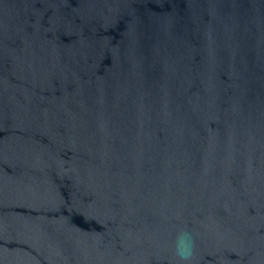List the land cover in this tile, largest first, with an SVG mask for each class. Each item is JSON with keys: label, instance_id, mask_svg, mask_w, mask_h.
I'll return each mask as SVG.
<instances>
[{"label": "water", "instance_id": "water-1", "mask_svg": "<svg viewBox=\"0 0 264 264\" xmlns=\"http://www.w3.org/2000/svg\"><path fill=\"white\" fill-rule=\"evenodd\" d=\"M264 264V0H0V264Z\"/></svg>", "mask_w": 264, "mask_h": 264}, {"label": "clouds", "instance_id": "clouds-1", "mask_svg": "<svg viewBox=\"0 0 264 264\" xmlns=\"http://www.w3.org/2000/svg\"><path fill=\"white\" fill-rule=\"evenodd\" d=\"M194 251V238L188 231L178 232L174 242V254L178 264H189Z\"/></svg>", "mask_w": 264, "mask_h": 264}]
</instances>
